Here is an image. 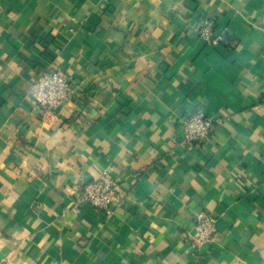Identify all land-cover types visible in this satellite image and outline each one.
I'll return each mask as SVG.
<instances>
[{"label":"crops","instance_id":"crops-1","mask_svg":"<svg viewBox=\"0 0 264 264\" xmlns=\"http://www.w3.org/2000/svg\"><path fill=\"white\" fill-rule=\"evenodd\" d=\"M48 65L74 87L55 111ZM104 171L111 215L81 203ZM0 264H264V0H0Z\"/></svg>","mask_w":264,"mask_h":264},{"label":"built area","instance_id":"built-area-1","mask_svg":"<svg viewBox=\"0 0 264 264\" xmlns=\"http://www.w3.org/2000/svg\"><path fill=\"white\" fill-rule=\"evenodd\" d=\"M207 45H216L223 40L222 35H215L213 25L205 21L197 31ZM74 94V87L69 75L55 65H48L39 71L38 77L30 87V95L39 106L48 111L59 109ZM218 119L205 115L200 107L196 112H187L182 124L187 145L202 146L212 137L219 125ZM120 202L117 186L112 175L104 171L101 175L86 182L83 186L81 203L91 206L105 215H111L113 208ZM217 235L216 220L204 212L194 217V234L191 241L194 247H200L214 241Z\"/></svg>","mask_w":264,"mask_h":264}]
</instances>
